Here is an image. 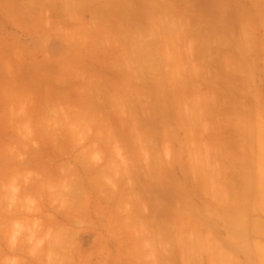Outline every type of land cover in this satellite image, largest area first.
<instances>
[{
  "label": "rangeland",
  "instance_id": "374dc122",
  "mask_svg": "<svg viewBox=\"0 0 264 264\" xmlns=\"http://www.w3.org/2000/svg\"><path fill=\"white\" fill-rule=\"evenodd\" d=\"M76 1L0 0V264H221L199 246L221 240L220 182L186 152L221 140L235 97L264 101V0L181 5L137 67L48 45ZM190 37L197 67L167 68L156 52Z\"/></svg>",
  "mask_w": 264,
  "mask_h": 264
},
{
  "label": "crops",
  "instance_id": "0c3cea01",
  "mask_svg": "<svg viewBox=\"0 0 264 264\" xmlns=\"http://www.w3.org/2000/svg\"><path fill=\"white\" fill-rule=\"evenodd\" d=\"M195 2L197 0H77L74 4H78L77 12H54L52 21L77 20L80 24L71 22L69 27L62 28V33L52 35L48 45L53 49L60 42L63 48H93L99 58H106L103 54L110 52L109 60L117 66L132 67L133 64L137 67L140 58L149 62V56L155 55V51L140 49L142 45L157 42L142 35L143 31L149 34L150 22H161L160 29L164 33L177 19L187 20L188 17L191 20V15L186 14L183 18L184 14L177 10L183 4ZM205 2L214 4V0ZM65 3L63 1V5ZM5 15L9 17L7 12ZM57 35L59 39L55 38ZM189 39L190 44L185 43L183 53L175 50L173 42L169 44L171 47H161L156 52L160 59L163 57L161 61L167 68L197 67L191 37ZM165 42L158 39L157 43ZM249 96L252 94L234 98L237 102H248L244 107L222 111L221 140L209 137L204 141L205 146H200L195 160L191 154L193 147L187 148L186 156L191 160L187 161L186 168L190 174L194 173L198 183L218 180L221 187L220 194L204 193L208 197L205 199L213 202L211 214L219 218L221 228L220 242L199 243L201 247L208 244L216 247L207 254V262L264 264V101L260 98L255 104ZM235 106L240 107L241 103ZM193 165L194 171L191 170ZM206 229H209L207 225Z\"/></svg>",
  "mask_w": 264,
  "mask_h": 264
}]
</instances>
